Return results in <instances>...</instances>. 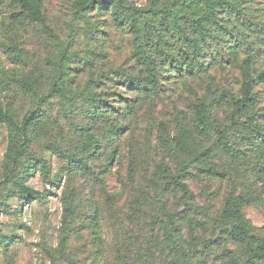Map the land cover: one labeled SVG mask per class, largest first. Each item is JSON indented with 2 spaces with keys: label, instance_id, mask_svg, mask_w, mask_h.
Masks as SVG:
<instances>
[{
  "label": "rangeland",
  "instance_id": "obj_1",
  "mask_svg": "<svg viewBox=\"0 0 264 264\" xmlns=\"http://www.w3.org/2000/svg\"><path fill=\"white\" fill-rule=\"evenodd\" d=\"M241 1L260 10L249 63L181 77L170 60L198 53L178 34L202 38L187 24L212 16L202 0H127L135 26L81 0H0V107L11 120H0V264H170L188 246L219 264L224 244L246 255L264 240V0ZM174 13L182 30L166 23ZM244 77L254 99L234 112L225 92L239 94ZM233 115L253 122L234 126ZM183 168L187 201L169 184ZM228 201L253 241L225 239L238 223L223 217Z\"/></svg>",
  "mask_w": 264,
  "mask_h": 264
},
{
  "label": "trees",
  "instance_id": "obj_2",
  "mask_svg": "<svg viewBox=\"0 0 264 264\" xmlns=\"http://www.w3.org/2000/svg\"><path fill=\"white\" fill-rule=\"evenodd\" d=\"M204 4H206L209 7V13L212 16H198L197 18H188L187 24L188 26L192 23V26H197L198 28V36L202 37L200 39L194 38V35L192 33H185V34H178L179 37L182 39L185 38L186 41H188V45L190 47H186V53L189 52L190 49H197L198 53L192 55V58L188 60L187 62H183L185 60H178L176 57L171 58V63L174 65V67L180 68L179 65H182V68L187 72H182L180 74L181 77L186 75H196L201 73H206L207 69L211 70H217L218 73L221 72V74L228 76L234 67L237 66H243L241 62L244 64H248L249 60H251V57H253L255 51L254 46L249 43L247 40L248 35H250V31H256V27L258 26L256 18H260L258 11L256 8H254L251 4L242 2L241 0H202ZM244 3V4H243ZM251 4V5H250ZM249 9L253 8L256 10V13L249 11L246 6ZM111 6L114 10H124L125 12L129 13V19L131 21V24L133 26L136 25L138 22V19L133 16L134 11H136L135 7L131 6L127 0H81L80 2V10L89 9L92 7H95L99 10H105L107 7ZM253 7V8H252ZM261 8V7H260ZM258 8V9H260ZM131 14V15H130ZM232 15H239L240 18V25L231 22L230 18ZM35 15L37 18L46 25L45 18L40 14V12H36ZM168 16L165 18L166 23L174 24L175 26L179 27V30L183 29V16L182 14L174 13L173 17ZM220 15H228L227 18H223ZM213 17V25L210 27L208 21V18L210 19ZM194 19V20H193ZM47 26V25H46ZM214 29L215 36L217 37L216 41L209 40L208 32ZM254 40H252L253 42ZM200 42V43H199ZM192 47V48H191ZM161 50V49H160ZM241 53H245V58H241ZM185 55V54H183ZM210 55V56H209ZM188 56V55H187ZM186 58V56H184ZM197 60H199L197 62ZM152 62H151V69H152ZM196 68H199L195 70ZM154 69V68H153ZM152 69V70H153ZM251 79V78H250ZM152 84L155 83V79L152 80ZM151 84V89L153 85ZM141 86V85H140ZM146 87V86H143ZM228 90V89H225ZM240 93H233L231 91H226V97L228 103L233 107V110L235 112V109H247V107L252 103L253 97V91L250 87L249 80L245 81V77L242 80L241 86H240ZM224 94V92H221V96ZM238 108V109H237ZM233 124L234 126H246V123L250 124L253 122L251 119L250 121L244 122L242 120L243 118H240V116H234L233 115ZM0 120L5 121L8 123H11V120L7 113L3 111V109L0 107ZM223 140V139H221ZM264 142V140H261ZM222 143V142H221ZM224 144V141L222 143ZM226 146V145H225ZM261 148V146H260ZM229 150V148H228ZM185 173L186 168H183L176 172L174 176L169 177V184L172 187V190H176L181 193L180 201H187V199H190L192 196V191L190 189V186L185 182ZM21 194L26 198H33L37 199L39 192L35 190L32 187H29L25 185L24 183L20 182L17 183ZM187 203V202H186ZM234 202L230 203L228 201L225 206V212H224V219L226 221L236 218L238 220V223L233 228L229 229L228 232H225V234H228L225 239L229 240L230 242H239V243H247L248 241H253L254 236L252 233L253 227L249 225V223L244 220L241 216L234 215L235 212L232 211L235 210L234 208ZM168 226L167 225H164ZM165 234L168 236L170 234V229L167 228V231ZM223 235V237H225ZM8 239H3L2 243L8 244ZM171 246L170 248L175 251V247L172 242L173 239L170 237L169 239ZM229 242V243H230ZM226 243V241H225ZM180 251V250H179ZM175 251L176 254H174V257L171 259L170 264H207L210 253H212L213 250L208 251H198L197 248H194L192 246H188L187 250L182 251ZM182 253V254H179ZM248 253V252H247ZM246 255H239V253L236 250H231L229 247L226 246V244L223 245V247L218 251V259L220 260L219 264H246L241 262L242 257L243 258H249L256 261H264V240L259 241L255 248L252 250V253H248ZM216 257V256H215Z\"/></svg>",
  "mask_w": 264,
  "mask_h": 264
}]
</instances>
